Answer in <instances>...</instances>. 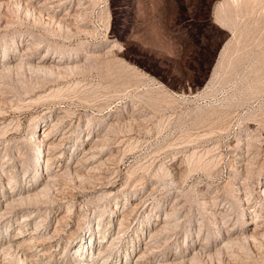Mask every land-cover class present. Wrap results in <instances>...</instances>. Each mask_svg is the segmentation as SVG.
I'll return each instance as SVG.
<instances>
[{
  "label": "rangeland",
  "instance_id": "rangeland-1",
  "mask_svg": "<svg viewBox=\"0 0 264 264\" xmlns=\"http://www.w3.org/2000/svg\"><path fill=\"white\" fill-rule=\"evenodd\" d=\"M5 3L0 65L20 62L0 72L2 248L36 234L28 258L57 264L98 223L113 239L102 264H264V0H67L54 17L50 0ZM43 56L82 67L48 73ZM57 117L61 154L37 170L47 147L30 141ZM90 137L99 148L71 172ZM46 182L43 201L7 206ZM12 248L2 264H25Z\"/></svg>",
  "mask_w": 264,
  "mask_h": 264
},
{
  "label": "bare ground",
  "instance_id": "bare-ground-1",
  "mask_svg": "<svg viewBox=\"0 0 264 264\" xmlns=\"http://www.w3.org/2000/svg\"><path fill=\"white\" fill-rule=\"evenodd\" d=\"M15 1V0H14ZM13 0H2L0 1V4L3 3H7V2H14ZM50 1H53L54 3L51 5V6H54V8H52L51 10V14H49L48 16L50 17H54L55 15H57L56 13V7L58 6H61L63 5L65 2H67V0H50ZM5 3V4H6ZM50 6V8H51ZM75 7V6H74ZM224 8V7H223ZM71 10V9H70ZM77 11H75L76 13ZM80 12V11H79ZM74 13V12H73ZM65 15V16H64ZM47 16V17H48ZM57 19H59L58 21L59 22H65V19H66V14H63L62 16H56ZM70 17V16H69ZM56 19V20H57ZM218 20V19H217ZM224 20V19H222ZM221 23V22H220ZM224 26V25H222ZM223 28V27H222ZM225 28V27H224ZM116 45V44H113V46ZM95 54V55H94ZM96 54H99V52L97 50H89L85 55H93V56H96ZM106 54V53H105ZM100 55V54H99ZM103 55V54H102ZM98 56V55H97ZM47 56H43L41 59H40V62L41 61H46V58ZM9 59H7L6 61H3V63L0 65L1 68H0V72L1 70H6V69H10L12 67H17L19 66V62L20 60L18 61L17 58L11 54V56L8 57ZM49 59V58H48ZM57 65H45L43 64H40V65H36L35 67H38V68H42L43 71H48L49 72H54L55 68H58L60 67V69H68V70H72V69H76V68H80L82 67L80 63H76V58L75 57H67L65 59H58L56 61ZM58 66V67H57ZM34 67V68H35ZM37 68V69H38ZM58 70V69H57ZM7 71V70H6ZM1 74V73H0ZM59 117H57V119H55L53 122H51L50 124L47 125V128L43 131V134L45 132V135H42L40 132L37 134V137L33 138L31 142L32 145H34V147L36 148L35 150H39L41 151L42 149L40 148V146H42V144H46V151L44 152V154L42 153V158H40V155L39 154H36L35 157L33 158V163H34V168L38 170L37 166L40 165V169L42 171V169H47L50 165H52L53 163H55V159L56 157H58L61 153L58 152V148L61 146L62 142H63V137H56L55 134H54V130H55V127L57 124H59ZM108 123H113V121H108ZM115 124V123H113ZM64 134V133H63ZM68 137V136H66ZM65 137V138H66ZM91 138V137H90ZM86 148L83 149L82 151V155L81 157H85V159H82L80 160V162H76L73 167L69 168V170L72 171H75L77 170L76 169V166L79 165V163H86V161L88 160V158L90 159L91 156H94V154L91 155V152H93L95 149L99 148L100 144H99V138L96 139V140H89L87 143H86ZM43 148V147H42ZM57 149V150H56ZM58 152V153H57ZM89 155V157L87 156ZM44 156V157H43ZM87 156V157H86ZM109 157V156H108ZM40 159H42V164L40 162ZM87 159V160H86ZM43 167V168H42ZM57 169H59L58 167H56V169L54 171H56ZM47 171V170H46ZM47 175H49L48 172H45ZM42 175V174H41ZM54 175V174H53ZM45 176V175H44ZM50 176V175H49ZM52 176V175H51ZM38 177V176H37ZM37 177L35 178V180H37ZM48 177V176H47ZM46 177V178H47ZM53 178V177H51ZM34 180V181H35ZM47 183L49 182H46L44 183L43 185H40L39 183V186L36 185L34 187H32L31 189H26V190H21V192H18L16 193L15 195H11L7 201V206H13L15 204H20V203H27V204H32L34 203V205H36L39 201H43V197L46 193V187H47ZM262 185V192H263V195H264V182L261 184ZM7 197V198H8ZM68 203V202H67ZM140 204V201H134L133 202V206L134 207H138ZM69 206V204H67ZM125 208V207H124ZM170 208V207H169ZM171 209V208H170ZM132 208L128 209L125 208L123 209L122 207V210L120 212V218H117V230L118 228H122V226L125 224L124 221L125 219L128 217V214L131 212ZM135 210V209H134ZM71 211V210H70ZM69 210L67 211H64L62 213H59L57 214V217H56V224L57 226L54 228V230L52 231V236L54 237L58 232L60 233V230H63V226H64V223L65 222L64 220V217L66 215H68V213L70 212ZM112 211H115V209H112ZM67 213V214H66ZM174 211L173 210H168L166 212V217L160 221L162 222L163 224L165 223H169L170 221V215L173 214ZM260 213V212H259ZM242 215V214H241ZM248 215H250V213H248ZM25 216V215H23ZM254 216H263L264 217V214H255ZM172 220V219H171ZM111 221V220H110ZM110 221H108V224L110 223ZM165 224H164V227H165ZM170 224V223H169ZM100 224L97 223L96 227H93L91 230H89V234L87 235V237H80L77 239L75 245H74V251L72 253L71 256L69 257H63L64 259H62L61 261H58L57 264H102L103 263V259H105L107 257V255H105V253L107 251H110V247H111V244H113V239H107L105 243H102V240L104 239V233L101 231V229H98L96 230L97 227H99ZM108 226V225H107ZM163 225L161 226H156L153 228L152 230V235L151 236H155L157 234H160L161 231L163 230L162 228ZM247 228V227H246ZM257 227L253 228V229H256ZM21 229V228H20ZM258 229V228H257ZM165 230V229H164ZM117 232H120L119 230ZM254 232V231H253ZM21 233V232H20ZM58 233V234H59ZM95 234H100L99 237L100 240H99V243H97V247L93 249V252H91V255H88L85 257V254L87 255L88 252H89V249L92 247L93 243L91 241L92 239V235ZM27 234V233H26ZM71 232L68 231V233H66V236L68 238H71ZM230 237V236H229ZM43 238L40 236V238L38 237V235L36 236V234L34 236H27L25 235L24 233H22L20 236H14L13 239H11L9 241V246H6L4 248H2V246L0 245V264H2V259H3V256H4V252L6 250V248H10V247H14L12 249H18L19 251H21L22 255H23V260L25 261V264H33L36 260H33L31 261V259L28 258V256L30 255H34L32 254V250H30L28 253L26 252L27 249H33V248H36L40 245L39 241L40 239ZM44 239V238H43ZM42 240V239H41ZM84 241V242H83ZM93 241H94V237H93ZM8 242V241H7ZM109 242V243H108ZM43 243V241H42ZM92 243V244H91ZM42 245V244H41ZM66 247V246H65ZM148 247V246H147ZM202 247V246H201ZM205 248V247H204ZM201 249H199L198 251H196L195 253H198ZM224 251V250H223ZM201 252V251H200ZM34 253V252H33ZM37 253H40V251H37ZM195 253H193V255H195ZM202 253V252H201ZM42 255H45L44 251L42 253L39 254V257L37 258L39 260V258L42 256ZM47 255V254H46ZM141 255L142 253L140 254V252H136L134 254V257H135V261H134V264H140V258H141ZM192 255V257H193ZM31 257V256H30ZM174 258L176 259V257L174 256ZM184 258V257H183ZM127 259V258H126ZM42 260V259H41ZM183 260V259H182ZM22 262V260H21ZM169 263H175V262H169ZM46 264V263H45ZM122 264H127V260H124V262ZM159 264V263H158ZM163 264V262L161 263ZM164 264H168V262H165ZM176 264H180V262H176Z\"/></svg>",
  "mask_w": 264,
  "mask_h": 264
}]
</instances>
